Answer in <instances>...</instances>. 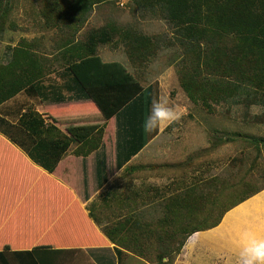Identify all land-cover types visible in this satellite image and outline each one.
Returning a JSON list of instances; mask_svg holds the SVG:
<instances>
[{
    "label": "rangeland",
    "instance_id": "1",
    "mask_svg": "<svg viewBox=\"0 0 264 264\" xmlns=\"http://www.w3.org/2000/svg\"><path fill=\"white\" fill-rule=\"evenodd\" d=\"M49 5L50 0H9V10L0 31V65L10 57V48L25 41L35 54L47 61L49 69L37 84L34 95L20 92L4 102L0 111L8 113L15 121L18 114L29 109L43 116L42 106L46 102L53 105L67 99L86 98L79 85L67 75L72 65H64L63 60L56 58L58 38L83 41L88 31L102 32L103 27L114 24L121 29L130 27L145 36L164 40L158 41L155 54L142 64L129 61L121 42L114 40L97 47L96 57L102 63L122 65L145 89L119 115L124 127L129 123H135L137 127L143 124L151 109H147L149 92L153 93L152 101H166L181 114L179 120L170 123L159 135L160 139L167 141V145L160 147L165 153L162 161L146 167L147 170L161 169L173 173L174 177L161 179L160 185L152 187L154 196L165 197L161 200L163 211L168 208V203H172V212L157 224L141 225L138 229L131 226L133 233L139 234L135 235L138 240H122V249L133 256H119L118 264H229V258L235 257L230 253L233 251L226 240H220L215 233L224 215L238 205L233 206L243 195L264 190V145L255 147L243 140V136L264 139V107L221 103L213 105V110L209 111L190 101L180 86L181 60L185 61L187 56L176 41L175 31L160 17L139 11L128 0L94 5L85 21L76 27L67 28L57 21L61 30L54 26V13H49ZM59 113L60 109H52V115L58 117ZM142 133L143 127L138 136L141 137ZM122 136L130 137L126 132ZM185 197L194 203L197 199V205L189 207L187 202L183 208L173 206L174 198L180 202ZM226 207L232 208L223 214L215 227L194 232L186 247L190 236L179 252H173L186 237L177 228L179 222L187 224L188 230L196 225H210ZM173 226H176L174 234ZM214 240V245L209 246Z\"/></svg>",
    "mask_w": 264,
    "mask_h": 264
},
{
    "label": "trees",
    "instance_id": "2",
    "mask_svg": "<svg viewBox=\"0 0 264 264\" xmlns=\"http://www.w3.org/2000/svg\"><path fill=\"white\" fill-rule=\"evenodd\" d=\"M106 1L111 0H50L48 10L54 13V26L61 30L57 21H61L60 24L67 28L79 26L94 5ZM128 1L139 11L160 17L175 31L176 41L187 56L185 61L181 60L180 86L190 101L201 104L209 111L213 110V105L221 103L264 107V0ZM8 10L9 0H0V31L4 27ZM114 40L122 43L132 64L144 63L155 54L158 41L164 42L162 39L145 36L136 29H121L114 24L103 27L102 32L95 29L88 31L83 41L73 38L56 40V58L61 62L63 60L64 65H72L66 74L79 85L83 95L91 100L103 117L102 122L132 104L145 90L122 65L104 64L96 57L99 45ZM10 49V57L0 65V105L20 92L34 95L37 84L49 69L47 61L35 54L27 42L21 41ZM152 98L153 93L149 92L147 109L151 107ZM48 120L63 123L59 116L52 115V111L48 116H42L34 110H26L18 118L17 124L0 116V132L26 152L37 165L52 172L71 142L85 140L89 134H93V130H86L85 133L83 126L69 127V138ZM101 134L102 128L87 139L88 142L96 140L92 149L99 145ZM243 140L255 147L264 145V139L252 136H243ZM259 190L243 195L233 206ZM186 198L180 202L174 198L173 206L183 208L187 202L189 207L197 205V199L194 203ZM168 205L166 216L170 214ZM232 207L224 208L210 225H196L188 230L185 227L187 224L179 222L177 228L186 237L173 252H179L187 237L194 232L215 227L223 214ZM175 228H172L173 234ZM117 230V226L105 228L102 233L108 240L96 236V241L87 244L108 246L109 241L123 248V241L113 237ZM114 249L119 261L122 251ZM4 252H0V260L2 264H9ZM23 253L29 255L30 264H41L37 252ZM158 260L161 262V258ZM22 262L29 264L27 258H23Z\"/></svg>",
    "mask_w": 264,
    "mask_h": 264
},
{
    "label": "crops",
    "instance_id": "3",
    "mask_svg": "<svg viewBox=\"0 0 264 264\" xmlns=\"http://www.w3.org/2000/svg\"><path fill=\"white\" fill-rule=\"evenodd\" d=\"M57 108L63 123L48 121L63 135L71 137L69 127L83 126L84 132L93 130V134L102 128L99 145L92 149L96 140L87 141L93 134L71 142L54 170L48 172L0 132V252L5 250L9 264H24L23 258L30 264L29 255L23 252H37L41 264H118L114 248L124 252L121 258L133 255L109 241L108 246H89L87 242L96 241V236L108 240L102 231L115 226L114 239L138 240L131 226L145 227L165 218L161 203L165 197L154 196L152 187L174 175L146 167L162 161L165 153L160 147L167 141L159 135L166 127L154 130L148 138L149 133L143 130L139 137L143 124H121L119 115L124 108L102 122L103 117L87 98L53 105L46 102L43 115ZM19 115L12 121L8 113L0 111L12 124H17ZM124 132L130 137H123ZM168 206L171 213L172 205ZM244 229L264 238V190L228 211L217 226L215 235L226 240L235 256L229 258V264H238L235 241Z\"/></svg>",
    "mask_w": 264,
    "mask_h": 264
},
{
    "label": "clouds",
    "instance_id": "4",
    "mask_svg": "<svg viewBox=\"0 0 264 264\" xmlns=\"http://www.w3.org/2000/svg\"><path fill=\"white\" fill-rule=\"evenodd\" d=\"M181 118V114L166 101L154 99L150 113L143 122V130L151 133L160 127H166ZM238 264H264V238L255 231L244 229L238 233Z\"/></svg>",
    "mask_w": 264,
    "mask_h": 264
}]
</instances>
